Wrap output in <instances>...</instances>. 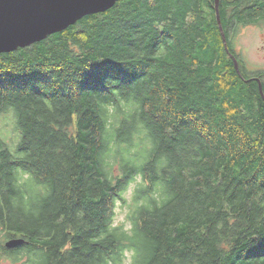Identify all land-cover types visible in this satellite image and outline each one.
I'll return each mask as SVG.
<instances>
[{
	"label": "trees",
	"instance_id": "16d2710c",
	"mask_svg": "<svg viewBox=\"0 0 264 264\" xmlns=\"http://www.w3.org/2000/svg\"><path fill=\"white\" fill-rule=\"evenodd\" d=\"M219 14L242 78L214 0H122L0 54V264H264V71L234 49L264 0Z\"/></svg>",
	"mask_w": 264,
	"mask_h": 264
},
{
	"label": "water",
	"instance_id": "95a60500",
	"mask_svg": "<svg viewBox=\"0 0 264 264\" xmlns=\"http://www.w3.org/2000/svg\"><path fill=\"white\" fill-rule=\"evenodd\" d=\"M122 0H0V54L11 53L46 40L75 25L82 18L102 14ZM215 19L224 50L242 78L237 59L229 52L219 14V0H214ZM254 81L264 102L262 84ZM23 245L20 239L5 243L6 249Z\"/></svg>",
	"mask_w": 264,
	"mask_h": 264
},
{
	"label": "rangeland",
	"instance_id": "374dc122",
	"mask_svg": "<svg viewBox=\"0 0 264 264\" xmlns=\"http://www.w3.org/2000/svg\"><path fill=\"white\" fill-rule=\"evenodd\" d=\"M235 51L239 58L242 59L246 66V71L249 73H254L256 71H264V26H253L247 25L243 26L238 30L235 39ZM7 115H11L8 113ZM5 120L0 123V130L4 135L2 137L5 140L9 138L13 139L18 137L14 127L15 121L9 119L11 116H7ZM15 139V138H14ZM127 203H130L131 193L126 194ZM127 207L118 206L116 209L115 225L123 224L127 226L126 215Z\"/></svg>",
	"mask_w": 264,
	"mask_h": 264
},
{
	"label": "flooded vegetation",
	"instance_id": "af4514ba",
	"mask_svg": "<svg viewBox=\"0 0 264 264\" xmlns=\"http://www.w3.org/2000/svg\"><path fill=\"white\" fill-rule=\"evenodd\" d=\"M247 26V25H246ZM238 61V60H237Z\"/></svg>",
	"mask_w": 264,
	"mask_h": 264
}]
</instances>
